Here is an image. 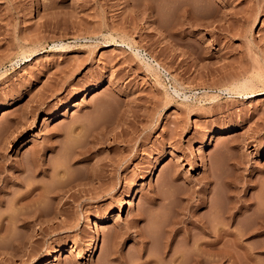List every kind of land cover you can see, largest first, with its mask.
<instances>
[{
	"label": "rangeland",
	"instance_id": "1",
	"mask_svg": "<svg viewBox=\"0 0 264 264\" xmlns=\"http://www.w3.org/2000/svg\"><path fill=\"white\" fill-rule=\"evenodd\" d=\"M169 2L0 0V264H264V0Z\"/></svg>",
	"mask_w": 264,
	"mask_h": 264
},
{
	"label": "bare ground",
	"instance_id": "2",
	"mask_svg": "<svg viewBox=\"0 0 264 264\" xmlns=\"http://www.w3.org/2000/svg\"><path fill=\"white\" fill-rule=\"evenodd\" d=\"M130 1V3L131 4H133V5H135V6H137L138 4L141 6L140 8H138L137 9V11H139V12H148V13H144V14H148V16H149V18H151V19H153V23L154 24H158L159 25V22H158V20L155 18V15H157V14H155V13H158V8H159V6L162 8V6L163 7H165L166 6V8H167V5H169L170 6V2H169V0H158L157 2L156 1H154V0H129ZM173 1V0H172ZM172 3V2H171ZM188 3V2H187ZM182 4V3H181ZM180 5V4H179ZM183 5V4H182ZM184 5H188V4H184ZM168 6V7H169ZM181 6V5H180ZM191 6V5H190ZM182 7V8H181ZM181 7H177L179 10H180V12H177V13H179L178 15H177V18H178V20H177V23H176V25H175V28L176 27H178L179 28V24H180V21L182 22V23H187V25H190L191 27L193 26V23H195L193 20L195 19V17L192 15V11H190V13H189V10H191V9H189V8H187V7H185V6H181ZM181 8V9H180ZM176 11V10H175ZM210 12H212V11H210ZM159 14V13H158ZM190 15H192L194 18H192V16H190ZM208 16H209V18L211 17L210 15H209V13L207 14ZM214 15V14H213ZM231 16V15H230ZM148 18V17H147ZM213 18V17H212ZM226 18H228V17H225V19ZM221 19V18H220ZM219 19V23H221V20ZM197 20V19H196ZM195 20V21H196ZM179 22V23H178ZM223 23L225 22V20H223L222 21ZM215 22H213L212 21V23H210V25L209 24H207V27H209V26H214L215 24H214ZM219 23H218V25H219ZM214 24V25H213ZM157 25V26H158ZM186 25V24H185ZM195 25V24H194ZM209 25V26H208ZM224 25V24H223ZM158 27H161V26H158ZM189 27V26H188ZM194 27V26H193ZM215 27V26H214ZM218 27V29L220 30L221 29V27H222V25H220V28H219V26H217ZM187 28V27H186ZM186 28H182L181 29V33L183 32V33H186V34H188L186 31ZM223 28V27H222ZM192 29V28H191ZM189 30V29H188ZM222 30V29H221ZM220 30V31H221ZM168 32H170L171 30L169 29V27H168V30H167ZM185 31V32H184ZM214 31V30H213ZM172 32V31H171ZM179 32V31H178ZM190 32H191V30H190ZM189 32V33H190ZM176 34V33H175ZM177 35V34H176ZM183 35V34H182ZM181 35V36H182ZM175 36V35H174ZM98 88H100V86H92V87H90V88H88L86 91H85V93H84V95H85V97H88L91 93H93L95 90H97ZM79 105V103H77V102H74L72 105H71V107H70V109L68 110V111H72V110H74L77 106ZM105 134V133H104ZM100 135H103V132L100 134ZM104 137V136H103ZM216 136H212V139L211 140H213L214 138H215ZM100 141V140H99ZM46 148V147H45ZM45 148H43L44 149V151H45ZM51 148V147H50ZM49 149V148H48ZM38 152V151H37ZM36 152V153H37ZM35 153V154H36ZM192 153H195V150L192 152ZM38 155H39V157H33V158H36V160L34 161L35 162V164L37 163L40 167L43 165L42 164V155H43V153H38ZM35 156V155H34ZM23 163V162H22ZM33 163V162H32ZM35 165V167L36 166H38V165ZM198 167H197V169H200V167H203L204 166V163H202L201 161H199L198 162ZM33 166H34V164H33ZM38 166V167H39ZM39 167V168H40ZM43 170V169H42ZM41 170V171H42ZM45 171V170H44ZM43 172V171H42ZM44 173V172H43ZM15 181H16V184H19V183H17V181H19V182H21V179H20V177H18V176H16L15 177V179H14ZM23 182V181H22ZM5 187V186H4ZM8 187V183H7V186L5 187V188H7ZM39 187V186H38ZM40 188V187H39ZM2 189V188H1ZM4 189V188H3ZM43 189H45V188H43ZM34 190H36V189H34ZM33 190V191H34ZM42 190V189H41ZM45 191V190H44ZM43 191V192H44ZM3 192H4V190H3ZM3 192H1L0 191V194L2 193L3 194ZM41 193V192H40ZM6 194V193H5ZM30 194V193H29ZM32 195V194H31ZM135 195V194H134ZM133 195V196H134ZM27 196V195H26ZM39 196H41L40 194H39ZM0 197H3V195H0ZM21 197H24V196H21ZM31 197V196H30ZM128 204L124 201L123 203H122V205H121V208L123 209L125 206H127ZM13 217V216H12ZM15 218V217H14ZM16 221V220H15ZM23 222V221H22ZM25 222H26V220H25ZM14 223V222H13ZM17 222H15V224H16ZM103 223V221L102 220H99V224H102ZM14 224V225H15ZM10 225H12V224H10ZM9 225V226H10ZM263 225H264V223H263ZM255 231H257V232H255V231H251V232H255L254 234H255V236H257V237H262V235H264V226H261L260 228H259V226L257 227V229L255 228L254 229ZM249 232V231H248ZM224 235H230L231 236V238H232V236L234 237L233 239V242L235 243L236 241H240V240H242L245 236H249L250 234L248 233V235H245V233L247 234V232H245V233H242V231L241 232H239L238 231V233H236V234H231L228 230H224ZM223 234H221L219 237H217L218 239L215 241V244L217 245V244H220L219 242H222V238L224 237V235L222 236ZM252 235V234H251ZM264 241V240H263ZM263 243V242H262ZM99 244H100V238H99V236H96L95 238H94V240L92 241V243H91V245L89 246V248L85 251V258H87V259H89V260H92L93 259V256L95 255V252H96V250H97V247L99 246ZM214 244V245H215ZM239 243H235L234 244V246H236V245H238ZM264 244V243H263ZM213 244H212V246H214ZM240 245H241V242H240ZM211 246V247H212ZM233 246V247H234ZM239 246V245H238ZM237 247V246H236ZM235 247V248H236ZM240 247H242V245L240 246ZM235 250V249H234ZM212 252V251H211ZM217 255V254H216ZM233 255V254H232ZM235 255V254H234ZM212 256L214 257V255L212 254ZM212 256H210V257H212ZM250 256V255H249ZM233 258H234V256H233ZM236 258V257H235ZM247 258H248V256H247ZM211 261V260H210ZM212 264H213V262H211Z\"/></svg>",
	"mask_w": 264,
	"mask_h": 264
}]
</instances>
